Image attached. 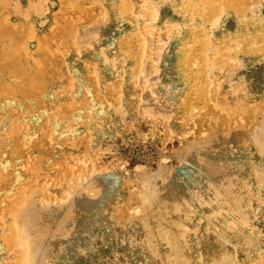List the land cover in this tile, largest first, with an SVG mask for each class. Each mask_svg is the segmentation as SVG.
<instances>
[{"label": "rangeland", "instance_id": "obj_1", "mask_svg": "<svg viewBox=\"0 0 264 264\" xmlns=\"http://www.w3.org/2000/svg\"><path fill=\"white\" fill-rule=\"evenodd\" d=\"M0 264H264V0H0Z\"/></svg>", "mask_w": 264, "mask_h": 264}]
</instances>
